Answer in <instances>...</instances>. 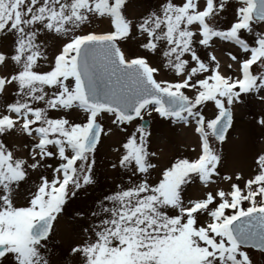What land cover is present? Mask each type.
<instances>
[{"label":"snow or ice","instance_id":"6c2138e0","mask_svg":"<svg viewBox=\"0 0 264 264\" xmlns=\"http://www.w3.org/2000/svg\"><path fill=\"white\" fill-rule=\"evenodd\" d=\"M135 3L0 0V67L12 66L0 73V264H53L56 226L97 186L115 135L114 187L72 214L76 264L264 256V107L247 175L226 170L222 147L237 108L264 106V0H156L130 15ZM146 118L190 132L195 155L166 158Z\"/></svg>","mask_w":264,"mask_h":264},{"label":"rangeland","instance_id":"374dc122","mask_svg":"<svg viewBox=\"0 0 264 264\" xmlns=\"http://www.w3.org/2000/svg\"><path fill=\"white\" fill-rule=\"evenodd\" d=\"M156 0H136L134 6L129 8L130 15H137L143 11L148 5L155 4ZM231 9L228 15H231ZM97 30H103L107 28L106 22H101L95 26ZM227 42H218L217 51L222 47L226 49ZM0 50H7L0 49ZM222 53V52H221ZM216 52V54L224 59L222 54ZM12 68V67H11ZM12 69L7 70L0 67V73L11 72ZM264 107L257 103L254 99H249L244 105L240 106L236 110L235 127L231 130L228 142L224 144L223 152L225 155V167L226 170L231 172L233 170H242L245 175L252 170L253 165V155L261 147V137L260 131L252 123L253 118L258 116L257 113L260 112L261 108ZM147 119V118H146ZM148 120V119H147ZM147 127L151 128L153 133L152 143L153 147L162 150L165 157H173L177 153L180 155L194 156L195 153L191 152V148L195 146V138H191V133L185 131L182 128L170 126L168 123L161 122H150L148 120ZM9 143H14L17 140L16 136H11L8 138ZM119 135L112 136L109 139H105L103 144L99 148V178L98 183L95 188H89L88 193H81L79 199L74 200L68 205L67 211L64 217L61 219L60 223L57 224V232L54 239L58 241L57 244L53 246L54 254L51 259L53 264H76V259L73 258L65 251L70 243H74L77 237V223L73 220V212L78 209H83L87 205H93L96 198L102 196L109 192L110 189L114 187V179L117 173L108 169L107 165L113 159H115V154L111 151V148L115 146L117 140H120ZM234 144V148L231 145ZM17 148H21L20 144H16ZM238 146V150L241 153H246L242 158V162H235L231 159L233 153ZM233 148L232 151L230 148ZM246 148L248 152H246ZM190 191H192L190 189ZM255 264H264V256L259 254H254L253 256Z\"/></svg>","mask_w":264,"mask_h":264},{"label":"bare ground","instance_id":"6f19581e","mask_svg":"<svg viewBox=\"0 0 264 264\" xmlns=\"http://www.w3.org/2000/svg\"><path fill=\"white\" fill-rule=\"evenodd\" d=\"M217 53L220 54L221 51L219 50V51H217ZM221 54H222V53H221ZM11 67H12V66H9V68H7L6 71L12 69ZM192 137H193V136H191V138H192ZM232 143H233V142H231V145H232ZM232 147L234 148V144L232 145ZM232 147L230 148L231 151H232V149H233ZM235 149H236V150L234 151V153H233L234 155H233V157H232L231 159L235 160V162H242V161H243L242 158L246 155V153H241V152L238 150V146H237ZM245 151L248 152V149L246 148Z\"/></svg>","mask_w":264,"mask_h":264},{"label":"water","instance_id":"95a60500","mask_svg":"<svg viewBox=\"0 0 264 264\" xmlns=\"http://www.w3.org/2000/svg\"><path fill=\"white\" fill-rule=\"evenodd\" d=\"M142 123H143V125L145 126L147 122H146V121H143Z\"/></svg>","mask_w":264,"mask_h":264}]
</instances>
